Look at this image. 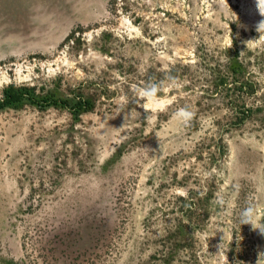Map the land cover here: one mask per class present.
Wrapping results in <instances>:
<instances>
[{
  "label": "rangeland",
  "instance_id": "1",
  "mask_svg": "<svg viewBox=\"0 0 264 264\" xmlns=\"http://www.w3.org/2000/svg\"><path fill=\"white\" fill-rule=\"evenodd\" d=\"M10 85L0 264H264L258 0H0Z\"/></svg>",
  "mask_w": 264,
  "mask_h": 264
},
{
  "label": "trees",
  "instance_id": "2",
  "mask_svg": "<svg viewBox=\"0 0 264 264\" xmlns=\"http://www.w3.org/2000/svg\"><path fill=\"white\" fill-rule=\"evenodd\" d=\"M30 103L39 107L54 104L59 107H67L73 114L80 115L89 110L91 106L88 100H77L73 104L68 99H55L52 95L36 94L34 90L27 86L10 85L5 88L0 98V109L5 107L18 106L21 103Z\"/></svg>",
  "mask_w": 264,
  "mask_h": 264
},
{
  "label": "clouds",
  "instance_id": "3",
  "mask_svg": "<svg viewBox=\"0 0 264 264\" xmlns=\"http://www.w3.org/2000/svg\"><path fill=\"white\" fill-rule=\"evenodd\" d=\"M264 0H258V8L261 14H264ZM158 90L157 85H152L150 88L145 89L146 98L150 95L152 98H155V93ZM161 110H166V106ZM178 118L185 124H190L191 120L194 118V113L187 109H180L177 113ZM182 195H186L185 193H181ZM242 224H251L253 229L259 228L262 233H264V226H258L256 219H254V210L249 207L242 214Z\"/></svg>",
  "mask_w": 264,
  "mask_h": 264
}]
</instances>
